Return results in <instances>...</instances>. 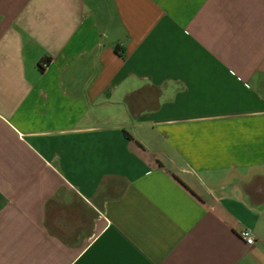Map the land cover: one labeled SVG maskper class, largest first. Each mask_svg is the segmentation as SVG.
Listing matches in <instances>:
<instances>
[{
	"label": "crops",
	"instance_id": "0c3cea01",
	"mask_svg": "<svg viewBox=\"0 0 264 264\" xmlns=\"http://www.w3.org/2000/svg\"><path fill=\"white\" fill-rule=\"evenodd\" d=\"M0 264H264V0H0Z\"/></svg>",
	"mask_w": 264,
	"mask_h": 264
},
{
	"label": "built area",
	"instance_id": "2783aa9c",
	"mask_svg": "<svg viewBox=\"0 0 264 264\" xmlns=\"http://www.w3.org/2000/svg\"><path fill=\"white\" fill-rule=\"evenodd\" d=\"M42 66H46L45 63H43ZM239 238L247 245L251 246L254 242L253 234L248 229H242L238 232Z\"/></svg>",
	"mask_w": 264,
	"mask_h": 264
}]
</instances>
